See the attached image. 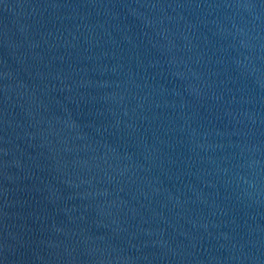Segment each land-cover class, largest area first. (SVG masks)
I'll return each mask as SVG.
<instances>
[{
  "label": "water",
  "instance_id": "obj_1",
  "mask_svg": "<svg viewBox=\"0 0 264 264\" xmlns=\"http://www.w3.org/2000/svg\"><path fill=\"white\" fill-rule=\"evenodd\" d=\"M0 264H264V0H0Z\"/></svg>",
  "mask_w": 264,
  "mask_h": 264
}]
</instances>
